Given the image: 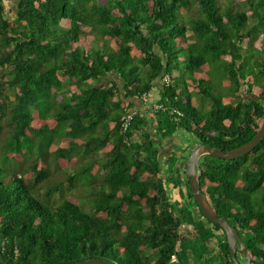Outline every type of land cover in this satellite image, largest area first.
I'll use <instances>...</instances> for the list:
<instances>
[{
    "label": "trees",
    "instance_id": "16d2710c",
    "mask_svg": "<svg viewBox=\"0 0 264 264\" xmlns=\"http://www.w3.org/2000/svg\"><path fill=\"white\" fill-rule=\"evenodd\" d=\"M5 1L0 264L94 257L116 264H234L225 231L204 217L188 177L180 169L172 174L178 155L163 158L159 138L183 131L231 150L258 133L264 58L253 50L264 49V0H17L10 10ZM63 21L70 25L60 31ZM165 74L171 81L162 83ZM155 88L164 107L136 108ZM244 88L255 98L225 96ZM191 91L209 98V107L200 108ZM54 137L61 140L56 149ZM196 146L182 150L186 159ZM79 148L82 161L64 171ZM200 163L215 212L237 229L252 263L264 264V138L244 156L203 155ZM56 173L64 175L58 183ZM45 180L52 184L44 196ZM64 182L81 183L90 196L81 200L92 211L65 192ZM55 192L58 199L51 198ZM237 257L245 261L242 252Z\"/></svg>",
    "mask_w": 264,
    "mask_h": 264
},
{
    "label": "water",
    "instance_id": "95a60500",
    "mask_svg": "<svg viewBox=\"0 0 264 264\" xmlns=\"http://www.w3.org/2000/svg\"><path fill=\"white\" fill-rule=\"evenodd\" d=\"M264 138V120L258 133L245 144L235 147L231 150H224L220 147H213L207 143H198L196 148L190 153L188 160L184 163V171L187 174L190 187L192 189L194 199L197 202L200 210L205 218L209 221L218 224L225 231L230 245L232 260L234 264H253L252 257L245 247L242 237L235 227L231 224L226 216L218 215L211 202L208 194L203 190L201 183L202 168L200 158L203 155H212L216 158L231 160L235 157L244 156L251 152L257 144ZM240 251L245 257V262H241L237 257V252ZM76 264H116L113 261L103 258L94 257Z\"/></svg>",
    "mask_w": 264,
    "mask_h": 264
},
{
    "label": "rangeland",
    "instance_id": "374dc122",
    "mask_svg": "<svg viewBox=\"0 0 264 264\" xmlns=\"http://www.w3.org/2000/svg\"><path fill=\"white\" fill-rule=\"evenodd\" d=\"M223 1H227V0H223ZM188 14H189V12H183V15H184V16H187ZM69 25H70V24H69L68 22H62V23H60V25L58 26V29H59L60 31H63V30H65L66 28H68ZM189 26H190V24H187V27L189 28V31H187V36H189V41H191V40H192V38H191L192 31H191V28H190ZM91 43H96V45H97V41H94V39L91 40ZM253 52H254L255 54H258V55L261 56L262 58H264V49H263V50H258V52H256L255 50H253ZM4 80H5V78H4ZM261 81H264V78H263V77L261 78ZM188 83H190V82H188ZM191 83H192V82H191ZM259 91H260L259 87H258V86H254V93L259 94ZM191 92L193 93V96H194V98H195V100H196V103H197V105H198L200 108L209 107V103H210V99H209V98H203V97H200V96H198V95L195 93V91H191ZM245 92H246V90L244 89L241 93H237L236 98H240V99L243 98L244 100L250 99L251 96H250V95H247ZM6 93L9 94L10 96H13V95L15 94V90H14L12 87L7 86V87H6ZM228 94H229V93H226V97H227L228 99L231 100V97H228V96H233V95H232V94H229V95H228ZM242 95H243V96H242ZM153 96H156L158 99L160 98V92H159L158 88H155V89H154ZM153 99H154V97H153ZM158 99H156V100H158ZM206 113H207V112H206ZM207 114H208V113H207ZM67 128H68V126L66 125V129H67ZM174 138H176V137H174ZM185 138H187V135H186ZM46 142H48V141H46ZM60 144H61V140H60V138H59V137H54L53 140H52V146H51V148L56 149L57 147L60 146ZM185 147H186V146H185ZM81 150H82V149L79 148V149H75L74 152H71V154H72L73 156L71 157V159H70L69 162L65 163V164H67V165H65L66 167H65V170H64V171H66V172H73L72 164H74V163H78V162H81V161H82V160H80V159H81V154H80V152H79V151H81ZM95 154H97V153L95 152L94 155H95ZM101 154H102V153H99L100 156H101ZM161 155H162L163 158L166 159L167 155H166L165 153H162ZM165 159H164V160H165ZM56 174H57V173H56ZM62 179H64V175L61 174V173H60V174H57V176H56L55 178H53V180L56 181V183H58V181H59V180H62ZM53 183L55 184V182H53ZM48 184H49V186H50V184H52V183H50V181L45 180V185H44L45 187H44V191H43L44 196H45L46 192H47L48 189H49V187H47ZM184 185H185V183H184ZM189 187H190V186H189ZM189 187L184 186V187H183V190H184V191H188V190H189ZM63 189L65 190V192L68 193L69 196H71V197H75L76 199H79V201H82V205L84 206V208L86 209V211H92V205L90 204V202H89V201L86 202V201H84V200H81V199L84 198V197H87L88 199H90V196L87 194L88 191H85V190H84V187L81 185V183H79L78 186H76V187L73 188V187H70L69 183L64 182ZM177 189H178V188H177ZM178 190H179V189H178ZM189 191H190V190H189ZM59 196H60V193L55 192V193H53V194L51 195V198H53V199H58ZM174 200H176V198H174ZM174 200H173V201H174ZM183 200H185V199H183ZM193 204L195 205V203H193ZM198 212H199V210H198ZM204 220H205V218H204ZM217 234H218L219 236H221V237L224 236V234H223V232H222L221 230H217ZM216 244H217V240H216V239H213V245H216ZM146 253H147V255H148L151 259H154V258L157 257V255L152 251V249H151L150 247H148V248L146 249Z\"/></svg>",
    "mask_w": 264,
    "mask_h": 264
},
{
    "label": "crops",
    "instance_id": "0c3cea01",
    "mask_svg": "<svg viewBox=\"0 0 264 264\" xmlns=\"http://www.w3.org/2000/svg\"><path fill=\"white\" fill-rule=\"evenodd\" d=\"M18 1L17 0H6L5 1V4H6V7H7V10H10L11 6H14L15 4H17ZM63 22H66V21H63ZM62 23V22H61ZM153 93L154 91L152 92V97H154V100L158 99L156 96H153ZM150 106L149 103H146V102H143L142 100H138L137 101V104L135 105L136 108H139L140 109H147V106ZM187 135V138H185ZM176 137V138H174ZM195 136L191 135V134H188L187 132H183L181 131L180 133H177V134H174L173 136H170V137H167L165 139H161L159 138V140H161V144H160V147L162 148L163 150V153H165L166 155H171V154H177L178 157H177V167L175 168L174 172H172V174H179V170H181V174L183 175L182 177H186L187 174L184 173V163L186 161V152H182L183 149H189V147H192L194 146L197 141L195 140L194 138ZM186 146V147H185ZM97 154H95L96 157H102L103 156V152L102 151H97L96 152ZM99 153H102L101 156L99 155ZM168 165L165 166V170H166V167ZM166 173H168V169L165 171ZM164 173V174H166ZM175 192L174 194H172V198L174 200V198H177V192H178V189H174L172 191V193ZM181 200H183V198H179ZM176 201V200H174Z\"/></svg>",
    "mask_w": 264,
    "mask_h": 264
},
{
    "label": "built area",
    "instance_id": "2783aa9c",
    "mask_svg": "<svg viewBox=\"0 0 264 264\" xmlns=\"http://www.w3.org/2000/svg\"><path fill=\"white\" fill-rule=\"evenodd\" d=\"M166 82H168L169 80H170V78H169V76L167 75L166 77H165V79H164ZM142 100L144 101V102H146V103H151V95L149 94V93H147V92H145L143 95H142ZM152 105H153V110L154 111H157V110H159V109H161V108H163L164 106H163V104L162 103H160V102H158V101H152V103H151ZM135 114V111H134V109H133V111L132 112H129L124 118H123V121H122V125H123V129H124V131H126L127 129H128V127H129V125H130V122H131V119H132V116Z\"/></svg>",
    "mask_w": 264,
    "mask_h": 264
},
{
    "label": "clouds",
    "instance_id": "9594fccd",
    "mask_svg": "<svg viewBox=\"0 0 264 264\" xmlns=\"http://www.w3.org/2000/svg\"><path fill=\"white\" fill-rule=\"evenodd\" d=\"M167 75L169 76V74H165V75L163 76V78H162V83H164V82L166 83V81H165L164 79H165V77H166ZM169 78H170V76H169ZM170 81H171V78H170V80H169L168 82H170ZM244 89L246 90L247 88H244ZM244 89H243V90H244ZM245 93H246V92H245ZM229 94H232V93H229ZM229 94H228V95H229ZM246 94H247V93H246ZM254 94H256V93H254ZM232 95H233V96H228V97H231L232 99H237V98H236V95H237V94H232ZM247 95H250V96H251L250 99L255 98V96H253L252 93H251V94H247ZM225 96H226V94H225ZM242 96H243V95H242ZM151 97H152V94H151ZM226 98H227V97H226ZM159 99H160V98H159ZM159 99H158V100H154L153 97H152V98H151V103H152V101H158V102H159ZM143 102H144V101H143ZM148 103H149V102H148ZM149 104H150V103H149ZM174 111H175L176 113H180V111H178V110H174ZM198 143H199V142H197V145H198ZM200 143H202V142H200ZM188 158H189V157H187L186 160H188ZM200 159H201V158H200ZM244 262H245V261H244Z\"/></svg>",
    "mask_w": 264,
    "mask_h": 264
},
{
    "label": "flooded vegetation",
    "instance_id": "af4514ba",
    "mask_svg": "<svg viewBox=\"0 0 264 264\" xmlns=\"http://www.w3.org/2000/svg\"><path fill=\"white\" fill-rule=\"evenodd\" d=\"M238 100H241L240 98H237ZM237 99H235V100H237Z\"/></svg>",
    "mask_w": 264,
    "mask_h": 264
}]
</instances>
